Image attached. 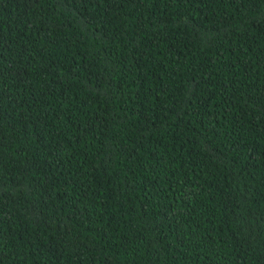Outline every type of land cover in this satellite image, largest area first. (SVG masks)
Instances as JSON below:
<instances>
[{"label": "trees", "instance_id": "1", "mask_svg": "<svg viewBox=\"0 0 264 264\" xmlns=\"http://www.w3.org/2000/svg\"><path fill=\"white\" fill-rule=\"evenodd\" d=\"M0 264H264V0H0Z\"/></svg>", "mask_w": 264, "mask_h": 264}, {"label": "snow or ice", "instance_id": "2", "mask_svg": "<svg viewBox=\"0 0 264 264\" xmlns=\"http://www.w3.org/2000/svg\"><path fill=\"white\" fill-rule=\"evenodd\" d=\"M96 3H98V4L102 3V0H96Z\"/></svg>", "mask_w": 264, "mask_h": 264}]
</instances>
